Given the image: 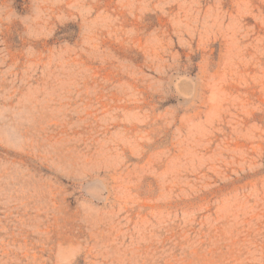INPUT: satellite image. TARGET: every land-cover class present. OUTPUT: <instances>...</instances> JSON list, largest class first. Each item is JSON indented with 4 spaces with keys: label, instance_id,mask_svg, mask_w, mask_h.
I'll return each mask as SVG.
<instances>
[{
    "label": "rangeland",
    "instance_id": "rangeland-1",
    "mask_svg": "<svg viewBox=\"0 0 264 264\" xmlns=\"http://www.w3.org/2000/svg\"><path fill=\"white\" fill-rule=\"evenodd\" d=\"M0 264H264V0H0Z\"/></svg>",
    "mask_w": 264,
    "mask_h": 264
}]
</instances>
